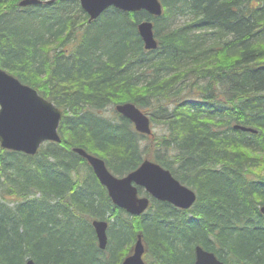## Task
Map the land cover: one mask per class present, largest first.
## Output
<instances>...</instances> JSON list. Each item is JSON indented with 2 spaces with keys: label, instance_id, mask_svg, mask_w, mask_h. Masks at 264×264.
<instances>
[{
  "label": "trees",
  "instance_id": "trees-1",
  "mask_svg": "<svg viewBox=\"0 0 264 264\" xmlns=\"http://www.w3.org/2000/svg\"><path fill=\"white\" fill-rule=\"evenodd\" d=\"M7 1L0 0V5L6 6ZM182 1L184 4L178 13L188 15L191 21L183 28L169 31L165 41L171 36V45L161 47L157 52H143L137 33L129 35L127 30L130 23L134 24L133 19L117 10H113L115 18L106 16L102 18L105 22L89 26L93 30L89 33L86 27L70 18L69 12L78 7L71 1H57L53 6L43 7V14L51 24L46 29L37 27L40 32L33 38L23 31L25 28L13 27L15 20L10 19L7 25L3 23L10 29L5 37L0 35V66L23 84L42 88V94L58 108H63L67 117L63 116L64 125L58 131L61 144L47 143L35 157L0 150V181L4 180L6 184L2 186L0 196V264H25L28 258L34 259L36 264H95L87 259L91 243L87 244L85 237L80 234L72 237L71 232V238L67 239L62 229L52 227L49 222L54 210L61 208L59 201L67 196H70L71 207L64 209L69 211L79 207L86 211V207H94L98 197L111 204L91 168L71 149L83 147L102 158L109 170L121 175L136 168L142 159L139 144L144 137L115 128L112 124L119 122L98 118L97 112L105 103L133 102L147 113V107L140 101L145 92L158 99V110L166 112L171 136L173 132L179 136L178 144L184 146L189 157L199 161L198 166L224 165L221 171H211L198 180L191 176L194 169L189 171L190 174L186 169L184 174V170L171 169L182 184L198 192V203L201 199L202 207L197 212V220L191 222L185 216L182 221L176 217L171 223L164 221L157 208H173L166 203L154 202L153 212L145 216L150 224L144 225H153L152 230L157 233L151 244L146 240L149 256L155 248L163 259L161 264H187L194 260V255L186 253L187 249L202 243L224 259L223 247L227 248L234 264H245L244 260L264 264L263 235L248 233L234 239L221 229L219 237L216 236L222 247L218 250L202 240L206 236V224L218 229L228 225L231 218L240 219L242 214L245 217L261 216L258 206L264 202V186L252 185L249 178L242 179L230 167L248 166L249 158L242 149L246 135L237 134L236 147L231 140L217 137L212 129L237 122L249 125L261 130L263 140L259 145H264V0H236V5L233 0ZM13 5L16 20L22 18L25 23L32 19L33 13L41 12L38 7L19 10L15 2ZM164 8L163 16L167 18L170 12L166 5ZM237 14L243 16V28L224 29L227 22L235 21ZM198 15H201L200 19L194 23L191 18ZM205 27L213 29L199 32L217 35L216 41L208 43L192 33ZM184 29L189 32L181 33ZM223 36L230 39L221 42ZM249 39L250 43L247 42ZM253 40L258 47L252 45ZM53 44L57 47L52 48ZM139 45L142 57L134 54ZM68 46L72 48L67 53ZM188 61L193 62L213 87L196 99L170 93L176 82L188 80L187 74L180 69ZM14 65L18 66L14 68ZM123 66L131 73L124 72ZM132 66L142 71L152 68L147 83L140 79L141 76L137 77L140 73H134ZM241 70L248 72L238 79ZM224 74L237 76L235 83H239V87H225L224 81L217 79ZM194 86H197L194 82L186 84V88ZM47 88L56 89L59 99ZM247 99L252 101L250 105L244 104ZM162 100L170 102L171 108L167 103H161ZM180 114L185 121L180 122ZM150 118L152 121L153 117ZM123 122L130 126L128 121ZM152 146L158 152H164L166 147L162 138H154L145 148L150 151ZM158 158V162L167 167L165 161ZM134 159L136 162L129 168L115 169L117 163H131ZM62 161L66 164L62 165ZM10 175L17 177V183ZM34 192L40 193L38 201L28 199ZM7 198H12L13 202L9 203ZM79 219V216L75 218L70 226L79 229L84 224L89 230L88 224ZM123 229L121 237L132 239L133 232L125 225ZM165 230L171 233L165 234ZM112 262L98 261L97 264Z\"/></svg>",
  "mask_w": 264,
  "mask_h": 264
},
{
  "label": "bare ground",
  "instance_id": "bare-ground-1",
  "mask_svg": "<svg viewBox=\"0 0 264 264\" xmlns=\"http://www.w3.org/2000/svg\"><path fill=\"white\" fill-rule=\"evenodd\" d=\"M24 1L26 0H13V3L15 2V5L16 7H18L19 10L38 7V10L41 12L33 13L32 19L29 22L25 23L22 18L20 19L18 18V20H16V17H15L17 16L15 14L16 9L14 8V5L12 7L13 3L10 0L7 1L6 6L3 4L0 5V35L2 37H5L7 29H10L9 25H8L9 27L8 28L3 23H5L6 25L9 24L10 19L13 21L14 20L16 21L14 23L11 22L13 27L15 26L20 27L21 29L25 28L23 29V31H27L32 36V38L36 37V35H38L40 32V31L38 32L37 27L43 26L46 29L51 24L50 22L47 21V18L45 17L46 16L45 13L43 14L44 11L42 8L45 6H53L54 3L57 1L59 2H70L71 1V2L77 3L78 4L77 10L70 11L69 16L70 18H73L81 27H86V30H88L89 33L93 32V30L89 26L105 22L102 19L103 17L110 16V17L115 18L116 14L114 13L113 10L120 11L123 14L130 16V18L133 19L134 24L130 23L128 25L127 27L128 33H130L129 35H133V36L135 33H137V36L142 44V50L144 53H148L152 51L157 52L161 50V47L165 48L166 46H170L172 43L171 41L172 37L170 36L165 41L166 36L168 35V32L173 29L183 28V26L187 25V23L191 21L189 20L190 17L188 15H181L178 13V11L181 10L182 5L184 4L182 0H157L158 3L161 5V15L150 13L148 10L144 8H140L133 4H130L127 7V9H122V10L113 5H105L97 10H90L87 4L88 1L86 0H36L37 3L22 6ZM233 2L236 5V0H233ZM164 5H166V7L168 8L170 12V15L167 18L163 16L165 14ZM200 17L201 15H198L196 17H192L191 19L194 23H197ZM2 18L4 19L2 20ZM241 20L242 21L244 20L243 16L237 14L235 21L227 22V24L224 25V29L229 30V31H234L232 26H234V28L242 27ZM143 24H149L151 27L153 39L156 43V46L154 47V49H146L145 39L139 29L140 25H143ZM28 29H30L31 31ZM211 29L213 28L205 27L204 29L194 30L192 33L195 32L194 34L198 35L199 37L204 38L208 43L214 42L217 40V37H218L217 35H207V34L199 32V31L211 30ZM186 31H187L186 29L181 30V33H185ZM78 33H80V31ZM227 39H230V37L223 36L220 41L224 42ZM247 42L250 43L251 40L249 39L247 40ZM252 42H253L252 45L254 47H258L257 46L258 44L256 41L253 40ZM100 46L104 47L101 43H100ZM51 47L52 48L57 47V45L54 46L53 44ZM71 48L72 46H68V48H66L67 53L71 51ZM142 50L139 45L138 50L135 51L134 54L136 56L142 57L143 56ZM100 56H103V54H100ZM150 64H152V62H150L149 65ZM17 66L18 65H14V68ZM55 68L56 67H54V69ZM122 68H125L124 72H127L128 74L131 73L129 69H127L126 66H123ZM0 69H2L3 71L11 75L12 77L19 80L17 77H15L14 75L10 74L5 69H3L1 66H0ZM180 69L187 74L188 80L176 82L173 88H171V91H170L171 95H173V93H177L180 97L183 96V97H187L190 99V97L192 96L196 99L198 95L202 96L205 93H207V91L210 88H213L212 85L210 84L211 82L209 83V80L206 81L205 77L202 76L201 71L194 67L193 62H190V61L186 62L180 67ZM132 70L134 71V73H140L137 77L139 78V76H141L140 79L145 81L146 83L150 79V76L152 74L151 67L142 71L140 68L136 66H132ZM247 72H248L247 70H241V72L239 73L240 75H238V79L240 77H243L242 73H247ZM236 77L237 76H234V75L224 74V75H220L217 79L218 80L222 79L224 81L223 85L225 87L229 89L230 88L234 89V88L239 87V83H235V80H237ZM207 78L209 79L208 76ZM188 82H191V83L194 82L197 84V86H194V88L192 89L186 88V84ZM23 85L36 91L37 94L45 101L52 103L54 107L61 113V120L59 121V128L60 126L64 125L62 121V118L64 116L63 108L60 109L53 102L49 101L42 94V88L33 87L25 83ZM46 90H48L53 96L59 99L58 97L59 95L57 94L56 89L53 90L52 88H47ZM142 99L143 100H140V101H142V103L145 104V106L147 107L146 110H148L147 111L148 114L145 113L138 106L137 103L136 104L133 102L105 103L103 106V109L97 112V114L99 115L98 118L104 117L105 119L111 121L112 123L119 122V124H112V125H115L116 126L115 128H123L129 133L132 132V133H136L137 135H141L144 137V139L153 138L154 132H153L152 124L156 123L155 118H159L158 122L161 125V132H160L161 135L158 134V135H155V137L158 139L162 138L163 143H165L166 145V147L164 148V152L155 151L153 146L151 147L150 151H148L141 144V141H140V144H139L140 150L143 153L141 162L136 168L122 175L112 170H109L106 162L102 158L90 153L89 151H87L81 146L73 147L71 149L72 152L75 153L81 159L85 160L86 164L91 168L92 171L93 169L90 163L88 162V160L82 157L80 154L74 152V149L82 150L91 156H94V157H97L103 160L111 176H113L116 179L126 178L129 174L140 170L142 164L146 161H148V163L151 166L163 172L169 173L171 177L177 181H179V179L177 178L175 173L172 171L173 169H180L181 171L186 169L187 172L186 170H184L182 174H184L185 172L190 174L189 171L194 169L193 170L194 172L193 174H191V176L192 178L196 180H198L202 176H207L211 174V171H218V172L221 171L224 165H218L212 168H203V167L198 166L197 163L199 161L194 159V157L193 158L189 157L188 154L185 153L184 151L185 149L184 146L181 144L180 146L178 144L179 136L175 135L174 132L172 133V136H171V132L166 123V116H165L166 112L158 110V106H159L158 99L156 97L149 95L147 92L143 93ZM247 100H245L244 104L250 105L252 101L250 99H247ZM161 103H167L170 106V102H165L162 100ZM125 104L134 105L136 108L140 109L149 118L153 117L152 121L150 118V125H151L150 134L139 132L136 129L135 124L128 117H126L124 114L118 111V107L125 105ZM109 109H111L114 114L111 117L106 115L107 110ZM65 116L67 117V115ZM104 118L103 120H105ZM178 118L180 122L184 119L182 118V114H180ZM123 120L128 121L130 126L126 122H123ZM183 121H185V119ZM68 122L69 121H67V123ZM115 128L112 127V129H115ZM212 131L213 133H215V135H217V137H222L221 139L227 138L229 141L231 140L232 142H234L236 147L238 144L236 143L237 134L241 133V134L246 135V141L242 143L243 145L242 149L246 152L249 158L248 166L247 167H243V166L236 167L232 165L230 167H232V169L237 171L236 174L239 175L242 179L249 178V182L252 185L258 184L260 186H264V145H259V142L263 140V137L261 135V130L258 128L251 127L249 125H245V124L237 122V123H231L229 126L223 125V127L214 128L212 129ZM58 137L60 140L59 142H54L52 140L44 141V143H42L41 147L38 149L37 153L33 155L30 154L28 150H24V151L8 150L2 146L1 141H0V150L14 152V153L22 154L24 156L35 157L39 154L41 148L47 143L61 144V137L59 133H58ZM133 140L135 144L136 140L135 139ZM252 152L255 154L254 156L251 154ZM158 157L164 160L165 164L169 168L160 164L158 162V159H159ZM135 162L136 160L134 159L132 160L131 163H117L115 165V169L123 171L129 168L130 166H132ZM61 163L62 165L66 164L63 161ZM93 175L95 176L100 186L106 192V195L111 201V204L109 203L106 204L105 202L100 201L98 197L97 199H95V202L93 203L94 207H91V206L89 208L86 207V211L82 210L80 207L76 211H72V210L69 211L70 209H64L67 206L71 207L70 196H67L65 199H62L61 201H59L60 202L59 205L61 208H57L54 210L55 212L53 213L54 216L51 218V221L49 222V224L51 223L50 225L52 227L62 229L64 237L67 239L70 237L71 232L73 233L72 237H74V235L76 236L77 234H80L81 237H85L88 240L87 244L91 243L90 244L91 247L89 248L90 250L89 252H87V256H88L87 259L88 261H92L95 264H97L98 261L101 263L107 262V261L109 262L113 261L112 264H125L126 261L130 258V256L133 255L134 247L139 242H141L145 250V253L142 256V260L144 264H161V262H163V259L162 258L160 259V255L157 253V250L155 248L152 249L150 256H149L148 242L149 244H151L150 242L151 240H153V236H156L157 233L152 230L153 225L152 227H150L149 225H147V227H144V225L148 223V219H146L145 216L153 212V206H154L153 203L154 202L166 203L168 206L173 208V209H170V208L162 209V207L157 208V212H159L160 216H163L164 221L171 222V223H174V221L176 220V217H180L182 221H183V218H185V216L189 218L191 222L197 220V216H198L197 212L202 207L200 206L201 199H200V202L198 203L199 201L198 192L194 190L193 188L188 187L194 194V197H195L194 201L189 207L183 208L181 206L175 205L174 203L159 200L155 198L151 193H149L145 187L137 185L136 183H132V186H134L137 189L138 199H147L149 202V204L143 211H141L140 213H134L130 211L129 209L116 204L114 200L111 198L108 188L100 182L99 177L94 173V171H93ZM10 176L13 177L17 183V177L15 175H10ZM0 183H1L0 184V196H1L3 193L2 186L3 185L6 186V184L4 180H1ZM40 198H41L40 193L38 192H34L28 197V199L31 201H38ZM7 201L9 203H12L13 199L7 198ZM261 203L262 204L258 206V212L261 215L260 217L259 216L254 217V215H247L245 217L242 214L240 216V219L231 218L228 222V225H223L221 226V228L219 227L218 229L215 228L214 226H211L210 224H206L205 226L206 236H204L202 240H206L208 242L206 244L209 247L214 248L215 250H218L222 247L220 245L219 240L218 239L216 240V236L219 237L221 229H222V233L228 236L232 235L234 239L243 238L248 233H250V235H253V236L255 234L256 235L260 234L264 236V202L262 201ZM78 216L80 217L79 220H83L88 224L89 230L84 224H83V227H80L79 229H75L70 226L71 222L75 221V218H77ZM151 222L158 224L154 220H151ZM123 225L127 226L130 229V231L133 232L132 239L128 240V239L121 237L120 232H124ZM260 227H262L263 229H261ZM104 232H105V237H104ZM168 233H171V232L168 230H165V234H168ZM205 237H207L208 240L205 239ZM198 249L202 250L204 253L213 254L216 257V260L220 264H234L229 259V253H228L227 248L223 247L224 253L226 254V257H225L226 261H225L223 257H220L219 255L215 254L212 250L205 247L202 243H198L197 245H195L194 249H190V248L187 249L186 253L190 255L191 254L194 255L193 262L187 263V264H197V260H198L197 250ZM30 260H32L34 264H36V262L32 258L26 259L25 264H27V262ZM243 262L245 264H251V262L248 260H244Z\"/></svg>",
  "mask_w": 264,
  "mask_h": 264
},
{
  "label": "water",
  "instance_id": "water-1",
  "mask_svg": "<svg viewBox=\"0 0 264 264\" xmlns=\"http://www.w3.org/2000/svg\"><path fill=\"white\" fill-rule=\"evenodd\" d=\"M90 10H97L105 5H113L119 9H127L130 4L161 15V5L157 0H86ZM37 3L36 0H26L22 6ZM139 8V9H140ZM146 49H154L149 24L139 27ZM118 111L128 117L141 133L150 134V118L134 105L125 104ZM61 113L50 102L42 99L36 91L23 85L19 80L0 69V141L8 150H28L36 154L46 140L59 142L58 129ZM74 152L86 158L100 182L105 185L114 202L134 213H140L149 204L147 199H138L137 189L132 183L143 186L155 198L174 203L183 208L189 207L194 201L193 192L179 181L173 179L148 161L140 170L129 174L126 178L116 179L109 173L103 160L91 156L82 150ZM105 237V232H104ZM145 250L139 242L134 247V253L125 264H144L142 256ZM197 264H220L213 254L197 250ZM27 264H34L32 260Z\"/></svg>",
  "mask_w": 264,
  "mask_h": 264
},
{
  "label": "rangeland",
  "instance_id": "rangeland-1",
  "mask_svg": "<svg viewBox=\"0 0 264 264\" xmlns=\"http://www.w3.org/2000/svg\"><path fill=\"white\" fill-rule=\"evenodd\" d=\"M106 115L111 117V116H113L114 114H113L112 110L109 109V110H107ZM155 120H156V123H155V124H152V128H153L154 136H153V138H149V139L147 138V139H143V140H142V145H143L144 147L148 146V145L152 142V140H153L154 138H156L155 135H158V134L161 135V134H160V132H161V125H160V123L158 122V121H159V118H155Z\"/></svg>",
  "mask_w": 264,
  "mask_h": 264
}]
</instances>
